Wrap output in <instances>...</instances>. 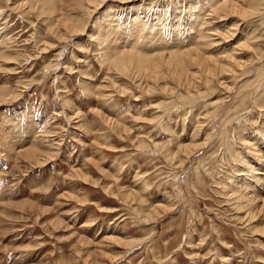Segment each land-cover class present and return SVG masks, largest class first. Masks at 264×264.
<instances>
[{
  "label": "rangeland",
  "instance_id": "374dc122",
  "mask_svg": "<svg viewBox=\"0 0 264 264\" xmlns=\"http://www.w3.org/2000/svg\"><path fill=\"white\" fill-rule=\"evenodd\" d=\"M190 3L55 0L74 35L0 0V264H264V6L208 25ZM192 21L220 38L181 77L113 63L202 45ZM223 55L244 61L207 73Z\"/></svg>",
  "mask_w": 264,
  "mask_h": 264
},
{
  "label": "bare ground",
  "instance_id": "6f19581e",
  "mask_svg": "<svg viewBox=\"0 0 264 264\" xmlns=\"http://www.w3.org/2000/svg\"><path fill=\"white\" fill-rule=\"evenodd\" d=\"M203 2H204V4H202L201 3V6H202V8H200L201 10L202 9H204L205 10V8L204 7H206V10L208 9V8H210V10H209V12L208 13H206V15L205 16H203V13L200 11V9L198 10V12H196L197 13V15H196V18H198L200 15H202L201 16V18L200 19H203L204 21H202V23H206V24H208L209 25V23L208 22H217L216 20H218L219 19V21H222V18H224V17H230L231 16V14H232V10H240V12L239 13H241V15H244V16H246L247 14H253L255 11L257 12V13H259L258 11L260 10L259 8L262 6H264V0H202ZM160 2V1H159ZM200 2H201V0H200ZM200 2H194V0H193V3L190 5V11H192V10H194V9H196V7H198V3H200ZM43 4L46 6L45 8L49 11V14H50V20L51 21H53V22H50V23H52L51 25H53V24H55L53 27H55V26H59V24H61L62 23V21L65 23H69L72 27H73V31H74V35L76 34V35H79V34H82V33H84L83 31L85 30V28H86V25H87V23H84L82 20H80V19H78V18H75V17H70V15H69V13L68 14H66V13H61V11L60 10H58V9H56L55 8V6H54V4H55V0H43ZM151 4V3H150ZM155 4H156V2H155ZM175 4V3H174ZM43 5V6H44ZM158 5V4H157ZM160 5V4H159ZM156 6V5H155ZM162 6V5H161ZM201 6H199V7H201ZM95 7V6H94ZM136 7V9H135V15H136V13H140L141 11H142V8H143V10L144 11H146L145 10V6L144 5H136L135 6ZM151 7V6H150ZM150 7H148V8H150ZM158 7V6H157ZM186 7V6H185ZM198 7V8H199ZM98 7H96V9H97ZM177 8V7H176ZM264 8V7H263ZM99 9V8H98ZM161 9V8H160ZM186 9V8H185ZM185 9H183V10H185ZM189 9V8H188ZM152 10V9H151ZM154 10V9H153ZM165 10V9H164ZM163 10V11H164ZM168 10V9H167ZM33 11V10H32ZM57 11H59L60 13H57ZM92 11V10H91ZM140 11V12H139ZM155 11V10H154ZM175 11V10H174ZM156 12V11H155ZM161 12V11H160ZM165 12V11H164ZM171 12H172V10H171ZM185 12V11H184ZM189 12V11H188ZM236 12V11H235ZM255 12V13H256ZM48 13V12H47ZM150 13V12H149ZM153 13V12H152ZM159 13V12H158ZM157 13V14H158ZM162 13V12H161ZM181 13H183V12H181ZM180 13V14H181ZM192 13H194V11L192 12ZM191 13V14H192ZM204 13H205V11H204ZM134 14V13H133ZM156 14V15H157ZM175 14H176V12H175ZM174 14V15H175ZM179 14V13H178ZM195 14V13H194ZM51 15H53V17L51 16ZM162 15V14H161ZM161 15H159V17H161ZM254 15V14H253ZM89 16V15H88ZM109 16V15H108ZM139 15L137 14V17H138ZM152 16V15H151ZM189 16V15H188ZM193 16H195V15H193ZM232 16H234V14H232ZM137 17L135 16V19H137ZM176 17H177V14H176ZM156 18V17H155ZM134 19V18H133ZM159 18H157L156 20H158ZM161 19V18H160ZM186 19V18H185ZM188 19H190L191 20V18H188ZM200 19H197V20H200ZM226 19V18H225ZM95 20V19H94ZM138 20H139V18H138ZM138 20H136V22L138 21ZM140 20H141V18H140ZM174 20V19H173ZM178 20V19H177ZM179 20H180V17H179ZM178 20V21H179ZM187 20V19H186ZM185 20V21H186ZM194 20V19H193ZM133 21V20H132ZM135 21V20H134ZM143 23H144V21L143 20H141ZM184 21V20H183ZM148 22V21H147ZM165 22V21H164ZM188 22H190L191 23V21H189L188 20ZM199 22V23H198ZM195 21L194 23H193V21H192V23H193V26H192V29H191V33H195V34H197V35H203V36H205L204 38H203V44L202 45H198V46H196V45H194V46H192V47H190V48H187V49H184L183 51H177V49H169V51L167 50V49H165V51H160V50H150L151 51V54L149 55L147 52H143V51H138V50H134V49H132V48H130V49H132V50H126V49H124L123 48V51L120 53V54H116V55H113V63H115V65L117 66V67H119V69L121 68V70H123V71H127L128 69H129V67H131L132 65H135L136 64V69H138L139 71H149V72H151V73H162L161 72V70H163V68L164 67H166V65H170V64H172V61L171 60H173L174 61V65H176L178 68H179V70H180V72L179 71H177V74H178V76H182L183 75V73H182V70H187V68H188V66H190V65H193V64H196L199 60H201L202 59V57H201V53H200V51H201V47L204 45V43H207L208 45H211L212 43H214L215 41H216V39H218V38H220V37H218V31L217 30H215L214 29V31H210V32H207V31H204L202 28H199V29H196V26L198 27V26H202V24H201V22L200 21ZM174 23V22H173ZM179 23V22H178ZM183 24L185 23V22H182ZM68 24V25H69ZM97 24H98V22H97ZM133 24V23H132ZM140 24H142V23H140ZM144 24H146V21H145V23ZM147 24H149V23H147ZM146 24V25H147ZM157 24V23H156ZM161 24V23H160ZM160 24H158L159 25V27L161 26ZM134 25H135V23H134ZM139 25V24H138ZM146 25H143V27H146ZM153 25V24H152ZM163 25H164V23H163ZM165 25H167L166 23H165ZM175 25H176V23H175ZM178 25V24H177ZM189 25V24H188ZM236 25V24H235ZM110 26V25H109ZM151 26V25H150ZM60 27V26H59ZM134 27V26H133ZM139 27V26H138ZM159 27H156V28H159ZM176 27H178V26H176ZM69 28H70V26H69ZM135 28V27H134ZM142 27H140L139 29H141ZM147 28H148V25H147ZM153 28V27H152ZM155 28V27H154ZM156 28H155V30H156ZM188 28H190V27H188ZM59 29V28H58ZM72 29V28H71ZM133 29V28H132ZM138 29V28H137ZM138 29V30H139ZM143 29V28H142ZM149 29H150V27H149ZM164 29V28H163ZM172 29V28H171ZM180 29H182V28H180ZM234 29H235V27H234ZM55 30V29H54ZM130 30V29H129ZM138 30H137V32H138ZM143 30H145V28L143 29ZM154 30V31H155ZM158 30V29H157ZM176 30H177V28H176ZM70 31V30H69ZM106 31V30H105ZM110 31V30H109ZM148 31V30H147ZM153 31V30H152ZM160 31V30H159ZM177 31H179V29L177 30ZM229 31H230V33H231V30L229 29ZM52 32V31H51ZM54 32V31H53ZM59 32V31H58ZM102 32V31H101ZM132 32V31H131ZM169 32V31H168ZM233 32V31H232ZM235 32V31H234ZM60 33V32H59ZM66 33V32H65ZM100 33V32H99ZM128 33V32H127ZM142 33V32H141ZM150 33H151V31H150ZM149 33V34H150ZM161 32H159V34H160ZM170 33V32H169ZM179 33V32H178ZM189 33V32H188ZM228 33V31L226 32V34ZM53 34V33H52ZM143 34V33H142ZM147 34V33H146ZM156 34V33H155ZM154 34V35H155ZM180 34H182V32L180 31ZM153 35V36H154ZM157 35V34H156ZM176 35V34H175ZM197 35H195V37H199V36H197ZM230 34H228L227 36H229ZM109 36V35H108ZM178 36V35H177ZM182 36V35H181ZM61 37V36H60ZM140 37V36H139ZM145 37V36H144ZM146 37H149V35H147ZM180 37V36H179ZM178 37V38H179ZM193 37V36H192ZM62 38H63V36H62ZM154 38H156V36L154 37ZM171 38V37H170ZM189 38V37H188ZM151 39V40H150ZM167 39V38H166ZM175 40H176V38H174ZM181 39V38H180ZM149 40H150V42L151 41H153V38H149ZM148 40V41H149ZM174 40V41H175ZM179 39H177L176 40V42L178 41ZM198 40V39H197ZM199 40H200V38H199ZM165 41V40H164ZM170 41H171V39H170ZM187 41V40H186ZM195 41V40H194ZM112 42V41H111ZM119 42V41H118ZM150 42H149V44H146L147 46V48L149 47V45H150ZM180 42V41H179ZM163 43V42H162ZM166 43H168V42H166ZM171 43V42H170ZM181 43V42H180ZM184 43V42H183ZM196 43H197V41H196ZM220 43V42H219ZM106 44H108V43H106ZM105 44V45H106ZM179 44V43H178ZM243 44V43H242ZM113 45V44H112ZM117 45H118V43H117ZM252 45V44H251ZM55 46V45H54ZM122 46V45H121ZM151 46V45H150ZM111 47V45L109 46V48ZM114 47H115V45H114ZM119 47V46H118ZM123 47V46H122ZM152 47H153V45H152ZM151 47V48H152ZM164 47H167V46H162L161 48L162 49H164ZM182 47V46H181ZM154 48V47H153ZM157 48V47H156ZM160 48V47H159ZM254 48V47H253ZM111 49V48H110ZM110 49H109V51H110ZM116 49H120V48H116L115 47V49L113 48V50H116ZM183 49V48H182ZM181 49V50H182ZM108 51V52H109ZM112 51V50H111ZM112 53V52H111ZM184 53H187V54H190L188 57L189 58H187V57H184ZM109 55H110V53H108ZM107 54V55H108ZM109 57H111V56H109ZM108 57V58H109ZM112 58H110V60L112 59ZM233 58L234 57H232L231 55H223V56H221V57H219V58H217L216 60H213V59H211L210 61H212V65L210 66V67H208L205 71L208 73V72H212V71H214L215 73H217V71H221V73L223 74V73H225V72H227V73H232V71H233V67L235 66V63L236 64H238L239 65V67H240V65L243 63L242 61H244V60H242V61H236L237 59H234L236 62H232V60H233ZM104 60L106 59L105 57L103 58ZM107 60V59H106ZM109 60V61H110ZM110 63V62H109ZM150 65V66H149ZM149 66V68H147ZM113 67V66H112ZM147 68V69H146ZM129 71V70H128ZM121 73V72H120ZM146 73V72H145ZM220 73V74H221ZM154 76H156V77H158L157 76V74H153ZM164 75V74H163ZM171 75H176V74H174V73H172ZM187 75H189V74H186V76ZM191 75V74H190ZM190 75L188 76V77H190ZM152 76V75H151ZM177 76V77H178ZM193 77V76H192ZM195 77V76H194ZM184 80V79H183ZM186 80V79H185ZM185 80H184V82H185ZM192 80V79H191ZM189 81V80H188ZM195 83H197L195 80H193ZM242 81V80H241ZM183 82V83H184ZM246 82V81H245ZM186 83V82H185ZM189 84V83H188ZM228 84V83H227ZM252 84V83H251ZM191 85V84H190ZM193 85V84H192ZM187 86V85H186ZM232 87V86H231ZM192 88V87H191ZM197 89V88H196ZM8 92V91H7ZM6 92V90H2L1 89V93H3L5 96L6 95H8V94H6L7 93ZM9 93V92H8ZM7 99V98H6ZM263 99V98H262ZM259 100H261V99H259ZM256 101V100H255ZM258 101V100H257ZM263 101V100H262ZM261 102V101H260ZM264 102V101H263ZM263 102H262V106H264V104H263ZM3 103V102H2ZM232 122V121H231ZM190 145H191V143H190ZM25 149H27V148H25ZM32 151H34L33 149H32ZM37 151V150H36ZM28 153L30 152V150L29 151H27ZM35 152V151H34ZM232 152V151H231ZM36 154V153H35ZM262 156V155H261ZM34 157H36V156H34ZM242 160H240V162H241ZM243 162V161H242ZM243 164V163H242ZM244 166V165H243ZM251 166V165H250ZM250 166L248 167V165L246 164V167L247 168H243L244 169V171H248L249 169H250ZM249 168V169H248ZM252 169V168H251ZM253 170V169H252ZM246 172H245V175H246ZM256 174H262V172L261 173H256ZM251 175V174H250ZM247 176V175H246ZM252 176H253V174H252ZM255 178V177H254ZM260 178H262V177H260ZM262 181V180H261ZM259 182V181H258ZM146 189V188H145ZM233 194H235V195H240V192H238V191H235ZM242 194V193H241ZM253 194V193H252ZM243 195V194H242ZM235 197V196H234ZM239 197H242L241 195L239 196ZM230 199V198H229ZM248 199V197H247V195H244V197L243 198H241V201L243 200L244 202H241L242 204H243V206L242 207H247L248 205L250 206L251 205V200H250V198L248 199V200H250V201H248L247 200ZM235 202H237V201H235ZM238 204V203H237ZM238 205H240V204H238ZM165 206V205H164ZM171 207V206H170Z\"/></svg>",
  "mask_w": 264,
  "mask_h": 264
}]
</instances>
